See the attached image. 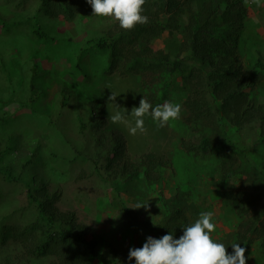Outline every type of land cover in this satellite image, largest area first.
Wrapping results in <instances>:
<instances>
[{
  "label": "rangeland",
  "instance_id": "1",
  "mask_svg": "<svg viewBox=\"0 0 264 264\" xmlns=\"http://www.w3.org/2000/svg\"><path fill=\"white\" fill-rule=\"evenodd\" d=\"M243 2L248 19L241 59L250 56L264 64V0ZM39 6V0H0V264H58L52 255L27 252L23 238L6 236L9 226L25 230L39 222L28 188L38 201L56 193L55 211L61 216L72 214L85 227L84 238L95 242L94 249L100 254L108 250L106 259L143 246L151 235L142 223L162 217L159 193L180 207L191 223L201 212H212L216 230L211 236L229 253L236 221L226 209L223 191L228 185L244 191L248 218L264 221V187L257 188L246 174L231 175L232 169H221L225 163L221 154L225 148L228 155L229 147L205 156L199 152L200 136L187 124L186 94L179 79L159 98L149 70L132 72L125 64L126 56L119 55L113 65L106 49L91 45V40L119 30L117 20L93 15L92 8L71 20L53 18L38 11ZM182 42L176 32L167 31L151 47L181 60L187 55ZM111 91L119 94L116 103L120 111L127 109L125 118L132 126L131 111L142 98L153 108L165 102L181 105L180 118L160 128L146 115V131L131 135L128 125L108 118L117 111L108 100ZM258 102H264V96ZM225 125L233 147L247 151L256 163L264 158L255 124L240 130L228 121ZM118 131L126 137L122 161L133 166L108 164L105 158ZM147 153L164 166L152 181L141 168L156 175L142 157ZM131 169L137 171L135 177H129ZM42 181L45 196L35 191ZM138 203H148L147 210L134 208ZM123 206L131 210L129 216ZM245 257L247 264H264L258 239Z\"/></svg>",
  "mask_w": 264,
  "mask_h": 264
},
{
  "label": "trees",
  "instance_id": "2",
  "mask_svg": "<svg viewBox=\"0 0 264 264\" xmlns=\"http://www.w3.org/2000/svg\"><path fill=\"white\" fill-rule=\"evenodd\" d=\"M39 4L38 11L44 15L63 16L68 20L92 8L87 0H39ZM143 15L148 17L147 24L137 25L131 31L120 28L107 37L91 40V45L106 49L112 55L113 65L119 55L126 56L125 64L130 71L142 74L149 70L154 76L152 84L159 98L164 97L168 85L179 79V86L186 94L183 106L188 114L187 124L200 136L199 152L205 156L215 153L219 147H229L228 155L225 148L221 154L225 158L221 169L225 172L232 169L231 175L246 174L257 188L264 187V158L259 157L256 163L248 158L247 151L233 147L225 125L228 121L240 130L246 124H255L264 145V102H258V98L264 96V64L250 56L241 59L247 44L248 19L243 0H146ZM167 31L176 32L183 38L186 58L171 59L162 51L152 49L151 42ZM32 32L33 35L37 33L35 28ZM118 133L113 136L114 145L105 158L108 164L122 162L125 168L128 161L122 160L126 154V137L120 131ZM142 157L156 172L153 177L148 168L140 164L145 178L149 181L157 179L164 169L163 164L155 162L156 156L152 153ZM131 171L129 177H135L137 171ZM223 177L227 178L226 175ZM40 184L43 185L35 190L36 194L47 195L43 181ZM223 192L226 209L234 214L236 221L233 243H239L247 253L253 241L258 239L264 255V221H259L258 217L248 218L250 213L244 207V191L228 185ZM31 193L28 188L27 197L35 205L39 222L29 224L25 230L17 225L5 229L6 236L23 238L27 252L52 255L58 264H93L95 261L97 264H135L134 259L129 260L127 252L108 259V250L98 253L94 249L95 242L84 238L85 227L77 224L72 214L61 216L55 211L56 193L40 201ZM158 199L162 217L157 222L144 221L142 226L153 238L172 233L179 239L183 228L192 223L180 207L165 200L161 193ZM123 211L128 216L131 214L124 206ZM35 230L39 232L37 236ZM232 253L233 249L229 254Z\"/></svg>",
  "mask_w": 264,
  "mask_h": 264
},
{
  "label": "clouds",
  "instance_id": "3",
  "mask_svg": "<svg viewBox=\"0 0 264 264\" xmlns=\"http://www.w3.org/2000/svg\"><path fill=\"white\" fill-rule=\"evenodd\" d=\"M93 9V15L98 17L113 18L119 22L122 29L131 31L137 25L149 22L143 15L146 0H87ZM108 97L117 109L115 114L109 115L112 123L128 125L131 135L139 131L144 133V117L150 115L157 126L163 128L180 118L181 105L165 102L163 105L153 106L144 98L140 100L139 107H134L131 115L135 120L134 126L126 120L127 109L120 111L116 103L119 94L111 91ZM145 208L147 204H137L134 208ZM212 212H201L199 218L190 226L183 228V235L175 239L172 233L159 239L148 236L140 248L129 249V260L134 259L135 264H246L245 248L239 243L231 245L233 253L229 254L223 243L215 242L211 236L216 230L212 222Z\"/></svg>",
  "mask_w": 264,
  "mask_h": 264
}]
</instances>
